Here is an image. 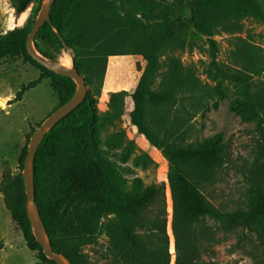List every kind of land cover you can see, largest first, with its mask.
<instances>
[{"label":"trees","instance_id":"1","mask_svg":"<svg viewBox=\"0 0 264 264\" xmlns=\"http://www.w3.org/2000/svg\"><path fill=\"white\" fill-rule=\"evenodd\" d=\"M15 15L32 0H10ZM33 13L23 26L0 34V62L20 58L39 70L36 79L20 87L12 103L25 92L49 80L59 97L58 106L74 94L75 84L33 61L26 52V38L43 0H35ZM189 3L192 34L205 38L214 63L215 36H229L225 70L217 73L240 87L242 98L230 107L243 121H256L257 153L246 169L247 186L240 203L226 210L212 205L203 191L219 182L230 163L228 144L221 134L192 142L193 119L223 97L219 85L204 84L194 64L184 65L178 56L196 48L194 36L172 23V5ZM264 0H56L45 23L33 39L59 50H69L73 66L88 92L84 101L47 133L34 158V192L45 233L55 253L70 264H96L85 248L94 250L102 264H223L215 260L214 247L236 235L246 241L242 254L264 264V47L250 35L240 36L244 21L264 24ZM139 58L140 73L130 93H111L109 121L121 115L123 99L131 100L130 124L167 162V187L171 202L167 231L166 185L143 186L140 179L124 190V181L99 148L96 98L100 95L110 57ZM160 82L157 84V80ZM32 132L34 130L32 129ZM26 146L21 150L23 168ZM125 161V158L122 162ZM0 195L5 209L20 231L26 247L41 264L45 258L35 241L25 213L21 175L3 173ZM105 236L103 252L95 251ZM249 245L250 250H245ZM255 250V251H253ZM254 252V253H252ZM228 264V263H224Z\"/></svg>","mask_w":264,"mask_h":264},{"label":"rangeland","instance_id":"2","mask_svg":"<svg viewBox=\"0 0 264 264\" xmlns=\"http://www.w3.org/2000/svg\"><path fill=\"white\" fill-rule=\"evenodd\" d=\"M28 5L20 15H15L10 0H0V34L15 27L23 26L27 18L33 13L35 0ZM264 7V6H263ZM191 7L189 3L171 6L170 17L173 24L182 25L188 30L190 36H194L189 22ZM244 31L240 35H250L251 39L264 47V24L252 19L244 21ZM217 54L212 62L205 38L194 36L196 48L178 53L184 65L194 64L200 80L207 85H219L223 91V97L217 100L216 109L211 103L208 108L199 113L192 121L194 133L192 142H198L204 138L221 134L228 144L231 155L230 163L224 168L219 182L203 191L209 202L215 207L230 210L236 207L243 197L244 188L247 186L246 169L256 157L258 137L256 121H243L231 111V105L242 98L240 87L229 80L222 78L216 67L226 69L229 36L218 34L215 36ZM43 51L48 53L60 64L65 57H71L69 51H57L54 46L46 41L38 40ZM139 58L133 56L110 57L107 62L106 73L100 95L96 98V110L98 115V139L99 148L103 156L113 165L120 178L124 181V190L129 191L132 182L140 179L142 185L153 183L166 185L167 231L170 237V253L172 263L174 261L173 239L170 231L171 202L167 187V162L161 152L149 146L146 140L137 133L130 124L129 113L132 105L128 96L123 99L121 115L109 121L111 110L108 107L111 93L124 91L130 93L139 78L140 73L136 69ZM39 70L25 63L20 58L3 60L0 62V161L3 173L21 175L19 157L21 150L29 142L32 129L35 131L39 125L58 106L59 97L50 85L49 80H43L34 89L24 93L20 102L11 103L15 93L21 86L36 79ZM254 82H264V76L254 78ZM160 79L157 80V84ZM264 125V115L261 116ZM125 158V161L122 160ZM246 241L239 242L236 235H231L225 242L214 247L215 260L228 264H262L253 256L242 254V247ZM107 245V238L101 236L99 245L95 251L103 252ZM245 250H250L249 245ZM263 252L259 257L264 259ZM90 248H85L90 259L96 264H102L98 256ZM252 250L249 251L251 253ZM255 251V250H253ZM254 253V252H252Z\"/></svg>","mask_w":264,"mask_h":264},{"label":"water","instance_id":"3","mask_svg":"<svg viewBox=\"0 0 264 264\" xmlns=\"http://www.w3.org/2000/svg\"><path fill=\"white\" fill-rule=\"evenodd\" d=\"M55 1L56 0H43L40 11L26 38V52L27 55L41 67L54 74L71 79L75 84V91L72 97L65 104L48 115V117H46L31 135L27 144L26 155L23 160L21 177L25 195V213L35 241L41 247L42 253L46 259L54 262V264H70L63 255L53 251L50 241L45 233L44 225L35 201L34 192L33 162L40 144L45 135L49 133L59 121L70 114L84 101L88 92V88L83 81V78L73 66V57L69 50L67 51H69L71 57V65L70 67H64L55 60H49L42 57L33 46V39L38 31L45 23H49L50 21V11Z\"/></svg>","mask_w":264,"mask_h":264},{"label":"crops","instance_id":"4","mask_svg":"<svg viewBox=\"0 0 264 264\" xmlns=\"http://www.w3.org/2000/svg\"><path fill=\"white\" fill-rule=\"evenodd\" d=\"M3 172L0 161V180ZM0 264H41L25 245L0 195Z\"/></svg>","mask_w":264,"mask_h":264},{"label":"bare ground","instance_id":"5","mask_svg":"<svg viewBox=\"0 0 264 264\" xmlns=\"http://www.w3.org/2000/svg\"><path fill=\"white\" fill-rule=\"evenodd\" d=\"M60 64H61L62 66H64V67H70L71 62H70L69 57H65L64 59H62V60L60 61Z\"/></svg>","mask_w":264,"mask_h":264}]
</instances>
